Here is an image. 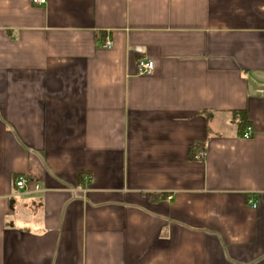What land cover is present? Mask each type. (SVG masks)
I'll return each mask as SVG.
<instances>
[{"label": "crops", "instance_id": "crops-1", "mask_svg": "<svg viewBox=\"0 0 264 264\" xmlns=\"http://www.w3.org/2000/svg\"><path fill=\"white\" fill-rule=\"evenodd\" d=\"M0 264H264V0H0Z\"/></svg>", "mask_w": 264, "mask_h": 264}, {"label": "built area", "instance_id": "built-area-1", "mask_svg": "<svg viewBox=\"0 0 264 264\" xmlns=\"http://www.w3.org/2000/svg\"><path fill=\"white\" fill-rule=\"evenodd\" d=\"M32 2L36 5H44L47 3V0H32ZM113 46V43L110 39H107L106 42V48L111 49ZM155 69V62L151 59H141L138 62L137 65V73L140 76L144 75H151ZM253 131L249 128L247 132L244 133L245 138H251L253 136ZM206 157V151L201 150L199 153L195 155L196 159H204ZM27 178L25 176H20L18 180L16 181V186L20 189L24 188L26 186ZM254 207H256V204H254Z\"/></svg>", "mask_w": 264, "mask_h": 264}, {"label": "trees", "instance_id": "trees-1", "mask_svg": "<svg viewBox=\"0 0 264 264\" xmlns=\"http://www.w3.org/2000/svg\"><path fill=\"white\" fill-rule=\"evenodd\" d=\"M241 125H244V122L241 124ZM196 147L194 146L193 148H192V151H191V155H192V158L195 156V154H196ZM152 196V195H151ZM155 197H157V195H154ZM154 196H152V197H154Z\"/></svg>", "mask_w": 264, "mask_h": 264}]
</instances>
